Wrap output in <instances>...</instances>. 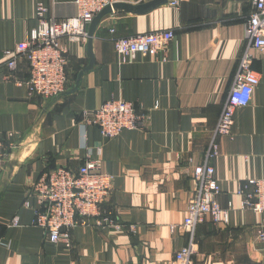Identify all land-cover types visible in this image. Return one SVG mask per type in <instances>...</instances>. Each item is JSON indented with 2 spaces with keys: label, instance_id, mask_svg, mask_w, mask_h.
Listing matches in <instances>:
<instances>
[{
  "label": "crops",
  "instance_id": "crops-1",
  "mask_svg": "<svg viewBox=\"0 0 264 264\" xmlns=\"http://www.w3.org/2000/svg\"><path fill=\"white\" fill-rule=\"evenodd\" d=\"M74 1L0 0V138L8 150L0 173V264H171L187 244L182 225L194 195L193 171L204 161L246 51L252 0H180L143 15L117 12L96 29L94 65L79 86V74L90 63L88 45L66 42L69 90L49 100L30 95L16 83L29 78L28 64L22 61L8 79L5 52L38 28L39 4L62 21L76 15ZM157 31L175 33L165 58H125L115 49L114 38ZM252 56L260 84L251 103L236 112L231 134L219 139L220 154L211 161L229 220L215 224L208 217L198 227L194 264H264L261 217L242 209L238 194L247 181L264 180V52ZM111 100L135 103L149 115L146 127L107 140L84 124V112ZM89 157L100 158L114 177L108 209L124 228L78 227L70 248L51 244L33 226L27 207L37 206L32 185L55 168L76 171ZM14 219L18 225L7 227Z\"/></svg>",
  "mask_w": 264,
  "mask_h": 264
},
{
  "label": "built area",
  "instance_id": "built-area-1",
  "mask_svg": "<svg viewBox=\"0 0 264 264\" xmlns=\"http://www.w3.org/2000/svg\"><path fill=\"white\" fill-rule=\"evenodd\" d=\"M179 1L169 2L178 6ZM116 3L117 0H75L76 15L62 21L51 19L48 8L39 4L36 12L38 28L31 31L27 39L13 51L5 52L8 79L25 61L29 67V78L17 80L16 83L25 85L30 95L49 100L65 94L71 86L66 42L88 43V27L99 13ZM252 4L254 13L245 24L246 51L239 60L204 161L193 171L194 195L182 225L187 244L171 264H194L198 254L197 229L208 217L215 224H226L229 220L228 210H224L218 201L221 190L211 161L220 154L219 139L231 134L236 112L251 103L254 91L260 84V75L252 68V51L264 52V0H252ZM111 32L115 34L114 29ZM174 38L173 31H157L126 38L117 37L114 38V44L117 53L125 58H133L138 54L162 55L165 58ZM82 120L84 124L98 128L103 138L112 140L125 131L144 129L149 115L144 114L135 103L111 100L95 111L84 112ZM6 147L0 138V173L8 158ZM113 189L114 177L103 170L100 158L89 157L76 171L61 167L50 170L31 188L30 196L37 202L36 207L27 203L34 213L33 226L44 231L49 243H63L68 248L72 244L71 233L78 227L93 225L99 229L121 231L124 226L115 220L108 209ZM238 194L242 197V209L260 215L259 237L264 242V180L247 181L240 187ZM17 225L18 220L14 219L7 227ZM2 228L0 225V231ZM128 230L133 234L137 232L135 226H130Z\"/></svg>",
  "mask_w": 264,
  "mask_h": 264
},
{
  "label": "water",
  "instance_id": "water-1",
  "mask_svg": "<svg viewBox=\"0 0 264 264\" xmlns=\"http://www.w3.org/2000/svg\"><path fill=\"white\" fill-rule=\"evenodd\" d=\"M169 1L170 0H153L149 3L143 4V5H138V6L116 3L115 5H113V7H107L101 13H99L95 17L93 22L91 23L89 30H88L89 40H88L87 45H88L90 63L88 65V67L79 74L76 86H79L81 79L84 76V74L87 71H89L94 65L93 37H94V34L96 32V29L98 28V26L100 25V23L102 22L103 19H105L106 17L113 15L117 12H125V13L134 14V15L147 14V13H149V12H151V11L161 7V6L167 5L169 3Z\"/></svg>",
  "mask_w": 264,
  "mask_h": 264
}]
</instances>
